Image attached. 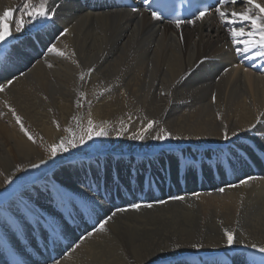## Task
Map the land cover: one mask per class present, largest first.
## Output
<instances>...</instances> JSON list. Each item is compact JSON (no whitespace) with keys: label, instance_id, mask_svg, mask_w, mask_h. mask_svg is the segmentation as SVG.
I'll return each instance as SVG.
<instances>
[{"label":"bare ground","instance_id":"bare-ground-1","mask_svg":"<svg viewBox=\"0 0 264 264\" xmlns=\"http://www.w3.org/2000/svg\"><path fill=\"white\" fill-rule=\"evenodd\" d=\"M239 1L220 6L226 21L250 7ZM255 2L264 6V0ZM40 3L0 0V15L12 10L11 36L0 42V264H20L24 257L23 264L31 263L16 244L18 239L28 248L27 234L38 237L44 229L62 237L61 213L44 210L49 207L32 201L23 188L38 181L48 190L59 188L61 197L75 193L83 200L76 199L78 206L91 204L111 219L103 232L83 231L70 249L57 251L55 240H47L32 255L37 264H262L264 73L255 63L262 49L237 54L243 45H233L230 35L231 28L250 31V23H222L211 10L177 27L140 8L87 0H48L55 9L51 19L28 16ZM53 45L64 55L49 53ZM89 119L94 127L107 121L108 134L95 136L101 150L84 154L69 146L50 155L62 140L78 145ZM149 120L159 123L145 139H131ZM161 128L170 136L152 139ZM97 199L105 203L99 206ZM10 201L33 215L23 211L17 218ZM75 216H68L64 231ZM90 223L77 218V231ZM225 229L234 234L231 246ZM224 248L236 249L230 254Z\"/></svg>","mask_w":264,"mask_h":264},{"label":"snow or ice","instance_id":"snow-or-ice-1","mask_svg":"<svg viewBox=\"0 0 264 264\" xmlns=\"http://www.w3.org/2000/svg\"><path fill=\"white\" fill-rule=\"evenodd\" d=\"M229 2V0H218V3L223 5L225 3ZM231 2L233 4H235L237 2V0H231ZM246 3L248 5H250L249 8H247L243 13H237L235 11H233L230 15L232 17V19H227L226 21V16L228 14H226L221 7H216V12L218 13L221 22H227L228 24H233V23H243L245 21L249 22L251 25V30L250 31H245L244 27H240L239 29L236 28H231L230 29V35L232 37V43L233 45H243L242 48H237V54H239L241 51L243 52H248L253 48H260L262 49V51H259L256 53V55L258 56H264V6H261L259 3H256L255 0H246ZM25 8H28V5L25 4L24 5ZM253 9L257 10L256 15H250V13L252 12ZM133 11H135L136 9L133 8ZM205 11H201L199 13L198 16H196V19H200L201 17H203L205 15ZM52 13V15L55 14V9L53 8H49L48 7V0H41V3L39 5V7H34L32 8L30 11L27 12V15L32 17L33 19L37 18V17H46L48 19H51L52 17L49 15V13ZM12 18V10L11 9H5L2 13V15H0V42H4L6 40L7 37L11 36V32L9 29V21ZM152 18L155 20L160 19V17L153 12L152 13ZM173 23H175V25L177 27H180L181 25V21L180 20H176L173 21ZM188 23H192V21H188ZM23 24L24 21L21 18L19 21L16 22V31L19 32L22 30L23 28ZM67 30L65 29V32ZM64 33H61V35H63ZM258 36V39H257ZM246 37V38H245ZM48 52L49 53H55L58 56H63L64 53L57 50V48L53 45L52 47L48 48ZM49 67H51V65H49ZM92 71V69H88V73L90 74ZM80 79H84V74L82 73L80 76ZM12 81H8V84H11ZM4 91V87L0 86V92ZM163 94V93H162ZM84 93H79V96H83ZM215 100V96H213V101ZM79 104V101H78ZM12 112V115L15 117L16 123L20 125V129L22 132H24V135L27 136V138L29 140H32L34 142V138L32 135L29 134V132L24 128L23 124L21 123V117L18 116L15 112L14 109H9ZM154 123H159V121H151L149 120L147 125L137 134H134L131 139L134 140H143L145 139V133H147L154 125ZM107 125V121L104 122L103 125H96L95 127L93 126V121L91 119L88 120V127L86 129H84L82 131V134L78 137L79 143L83 144L85 143L86 140H90L92 139L94 136H105L107 135V131L105 130ZM158 135L153 136L152 139H157V140H165L166 138H168L170 136V133L167 132L165 129L161 128L159 130ZM233 135H235V133H233ZM225 138L227 139V135L225 136ZM72 147L75 148L77 147V143L74 141H67V143H65L63 140L59 145H52L50 148V155L55 157L57 155L58 152H66L68 151V147ZM43 162V161H42ZM33 167H36V165H33ZM252 177H248L247 179L241 180L240 183L241 184H246L248 183L249 180H251ZM238 185H232V187H237ZM58 191V190H57ZM221 192L224 191V189H220ZM173 199H184V197H173ZM161 203H164V201H161ZM145 207L151 208L153 207L152 204H147L144 205ZM133 208L135 209H139L141 207V205L139 204H134L132 205ZM122 211V210H121ZM115 215V214H113ZM109 219H111V217H109ZM107 221H104L102 223L99 224L98 228H95L94 231H99V232H103L105 231V225H106ZM89 236L92 235V233L90 232L88 234ZM224 236L226 237V243L227 245L231 246L234 244V234L233 232L225 229L224 230ZM83 239V237H82ZM193 247H198V245H193ZM253 248L256 247L255 244L252 245ZM258 251L261 253H264V246H261L258 248ZM262 264H264V262H262Z\"/></svg>","mask_w":264,"mask_h":264},{"label":"rangeland","instance_id":"rangeland-1","mask_svg":"<svg viewBox=\"0 0 264 264\" xmlns=\"http://www.w3.org/2000/svg\"><path fill=\"white\" fill-rule=\"evenodd\" d=\"M239 3V5H241V6H244V4L246 3V2H244V1H239L238 2ZM230 6V3H228L227 5H226V7H229ZM83 130H84V128H83ZM82 130V131H83ZM81 134H82V132H81ZM95 140V141H94ZM97 140H96V138H95V136L92 138V139H90V140H86L85 141V143H83V144H80L79 143V141H78V149H79V151L81 152V153H93L94 151H99V150H101V148H100V145L98 144V142L95 144V142H96ZM134 156H136V155H134ZM138 156V155H137ZM126 161H129V160H126ZM133 164H131V166H132ZM39 182V183H38ZM38 182H36V183H33V184H30V185H24V187L23 188H25L26 189V194L28 195V196H31L32 198V201H36L39 205H40V203H41V205H43V206H48L49 207V209H45L44 208V210H47V211H49V210H51V211H53V212H57L56 214L58 215V212L59 213H61L59 216L61 217V218H63L62 220H63V227H65L66 228V226L68 225V223H69V215H76L75 217V219L73 220V222L75 223V224H73L69 229V232L68 231H66V229H65V231H64V229H63V227L61 226L60 227V235L62 236L61 238H59L57 235H55V232H51V234L49 233V230H42V232H41V234L40 235H38V237H37V234L35 235V233L34 234H31V235H29V234H27V236H29L28 237V239L30 240V242H29V244H30V246L28 247V248H24V246H23V242L21 241V240H16V244H17V247L18 248H20L21 250H26L27 252L26 253H24L30 260H31V263L30 264H37V259H39V257L38 258H33L32 257V255L33 256H35L34 254H36V256L39 254V252H41V250L42 249H40V248H43V247H45L46 245H47V240H51V239H53V240H55L54 241V243H52L53 245L52 246H55V250H60V249H62V248H65V245L66 246H68L69 247V249H70V246L71 245H75V243H77L76 241H78L79 239V237H81V236H84L85 234H87V233H84V234H82L83 233V231L85 232L86 230H89V229H95V228H98V226H99V224L100 223H102V222H104V221H107V219H109V217H110V214L108 213V212H104V213H101V212H99V211H97V210H95V209H93V207H91V204H90V206H88L87 208H85V207H80V206H78L77 205V200H80L81 202H83V200H81V199H78L79 197H76V195H75V193H72V192H69V194L70 195H72V196H74L73 198H70V199H68V198H66L65 196L62 198L61 197V195H59V193H58V191L60 190L59 188H49V190L47 189V187H46V185L44 184V183H42V181H38ZM35 185V186H34ZM142 186H139V188H141ZM105 190L107 189V183H106V185H105ZM28 190V191H27ZM58 190V191H57ZM51 193V194H50ZM34 194V195H33ZM26 195V196H27ZM59 195V196H58ZM122 195H124V194H122ZM76 197V198H75ZM95 197L97 198V196H96V194H95ZM34 198V199H33ZM50 200H49V199ZM62 198V199H61ZM37 199V200H36ZM53 199V200H52ZM77 199V200H76ZM41 200V201H40ZM65 200V201H64ZM71 200V201H70ZM97 201L99 202V206H101L103 203H105V200H104V202H101V201H99V199H97ZM16 203V202H15ZM13 201H10L9 202V206L10 207H8V209H10L11 210V208H12V210L14 211L13 213H17L16 214V217L18 218H20V217H22V215H23V211H25L24 209L22 210L21 208V204H19V203H16L15 204ZM88 203V202H87ZM48 204V205H47ZM55 204V205H54ZM73 204V205H72ZM127 204H130V202H127ZM147 204H151V202L150 201H144V203H143V205H147ZM13 205H16L14 208L12 207ZM19 205V206H18ZM56 205H57V207H56ZM56 208H58V209H56ZM20 207V208H19ZM142 207H144V206H142ZM18 208V209H17ZM63 208V209H62ZM88 209V210H87ZM30 209H28V210H26L25 212H29V213H32L33 211L32 210H30ZM44 210H41L42 212H44ZM56 210V211H55ZM21 211V212H20ZM71 211V212H70ZM73 211V212H72ZM80 212V213H79ZM93 212V213H92ZM82 213V214H81ZM88 213V214H87ZM91 213V214H90ZM21 214V215H20ZM66 214H68V215H66ZM103 214V215H102ZM32 215H33V213H32ZM80 215H82V216H80ZM88 215V216H87ZM80 216V217H79ZM95 216H96V218H95ZM59 217V218H60ZM106 217H108V218H106ZM47 218H51V216L50 215H47ZM79 219L80 221L81 220H84V221H87V220H90L91 221V223L90 224H84V225H82L81 226V230L80 231H77V225H76V219ZM89 218V219H88ZM93 218H94V220H93ZM67 220V221H66ZM103 220V221H102ZM96 221V222H95ZM98 222V225L96 224ZM19 225H20V223L19 222H17ZM92 223H94L93 225H92ZM22 224H23V226H27V222H26V220H24V221H22ZM75 225V226H74ZM85 227H87V228H85ZM93 227V228H92ZM47 228V227H46ZM62 228V229H61ZM72 228H73V230H72ZM75 230V231H74ZM44 231V232H43ZM48 231V232H47ZM62 231V232H61ZM63 231H64V233H63ZM68 232V233H67ZM44 233V234H43ZM49 233V234H48ZM54 233V234H53ZM73 234V235H71V234ZM75 233H76V235H75ZM69 234V235H68ZM15 235H17L16 233H15ZM52 235V236H51ZM79 235H81V236H79ZM26 236V237H27ZM47 236V237H46ZM57 236V237H56ZM37 237V238H36ZM43 238V239H41V238ZM52 237H54V238H52ZM67 238H68V240H67ZM65 239V240H64ZM70 239V240H69ZM75 240V241H74ZM32 241V242H31ZM35 241V242H34ZM37 241V242H36ZM42 241H43V243H42ZM57 241V242H56ZM64 242V243H63ZM73 243V244H72ZM33 244L34 245H36V247L35 246H33ZM41 245V246H40ZM60 246V247H59ZM22 247H23V249H22ZM34 247V248H33ZM241 247H243V246H241ZM241 247H239V248H241ZM36 248H38L39 250H38V252H37V249ZM238 248V247H237ZM32 249H33V251H32ZM229 249H231V248H229ZM229 249H227V248H224L223 250L225 251V252H230V254L232 253V252H234V250L236 249V248H233L234 250L232 251V250H229ZM57 250V251H58ZM63 250V249H62ZM240 250V249H239ZM242 250V252L243 253H248L249 252V250H243V249H241ZM31 253V254H30ZM34 253V254H33ZM213 257H212V259L215 261V262H217V256L215 255V253H213ZM190 257V256H189ZM24 260L26 259V257H24L23 258ZM21 260L20 261V264H23V263H25L24 262V260ZM167 261H169V260H166V261H164L165 263L167 262ZM38 264H40V263H38ZM41 264H43V263H41Z\"/></svg>","mask_w":264,"mask_h":264}]
</instances>
